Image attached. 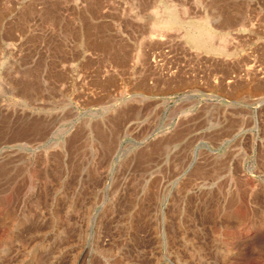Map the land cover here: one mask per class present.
<instances>
[{"label":"rangeland","instance_id":"1","mask_svg":"<svg viewBox=\"0 0 264 264\" xmlns=\"http://www.w3.org/2000/svg\"><path fill=\"white\" fill-rule=\"evenodd\" d=\"M0 264H264V0H0Z\"/></svg>","mask_w":264,"mask_h":264},{"label":"bare ground","instance_id":"2","mask_svg":"<svg viewBox=\"0 0 264 264\" xmlns=\"http://www.w3.org/2000/svg\"><path fill=\"white\" fill-rule=\"evenodd\" d=\"M220 1V0H219ZM231 6V5H230ZM174 11V10H173ZM173 11H170L169 13H168V17H167V19H163L164 21H163V24L164 25H162V26H171V25H174L175 23H176V21H177V17H176V15L174 14V12ZM185 12V11H184ZM179 15V14H178ZM162 16H164V15H162ZM204 17H200V19H203ZM162 20V19H161ZM227 20V19H226ZM203 21H206V20H202V22ZM161 22V21H160ZM226 23V22H225ZM156 24V23H155ZM185 27V26H184ZM189 27V26H188ZM193 28H195V27H193ZM167 31V30H166ZM197 31V32H196ZM196 31H194L195 33H193V34H191V33H188L187 34V38L190 40V41H192V42H194V44L195 45H197L198 47H200V48H210V49H212V50H214L213 49V46L212 45H210V40H212L211 38H212V36H213V34H211V32H210V29L207 27V25H206V23L205 22H203L202 23V25L201 26H199V28H197L196 29ZM220 36V35H219ZM213 40H215V38L213 39ZM222 40V39H221ZM223 41V40H222ZM221 42V41H220ZM212 43V42H211ZM215 43V42H214ZM219 43V42H218ZM223 43V42H222ZM102 44H103V42H102ZM107 44V43H106ZM217 46V45H216ZM219 46H221V47H223V45H218V47ZM104 47V46H103ZM194 47V46H193ZM221 47H219V48H221ZM222 49V48H221ZM225 49V48H224ZM198 53V52H197ZM182 79V78H181ZM171 86V85H170ZM186 86V85H185ZM261 86V85H260ZM175 87V86H174ZM250 87V86H249ZM253 88V87H252ZM236 89V88H235ZM253 90V89H252ZM169 91V90H168Z\"/></svg>","mask_w":264,"mask_h":264}]
</instances>
